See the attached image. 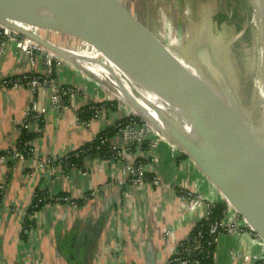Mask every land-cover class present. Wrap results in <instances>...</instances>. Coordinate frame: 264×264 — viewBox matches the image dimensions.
<instances>
[{
	"label": "crops",
	"instance_id": "0c3cea01",
	"mask_svg": "<svg viewBox=\"0 0 264 264\" xmlns=\"http://www.w3.org/2000/svg\"><path fill=\"white\" fill-rule=\"evenodd\" d=\"M34 31L60 48L105 64L74 28ZM55 58L59 83L76 90L62 109L53 107L49 91L0 88V264H147L149 250L158 264H167L202 216L198 197L206 204L229 205L194 162L165 140L137 153L153 163L160 186L127 181L123 170L129 152L121 161L88 156L76 169L63 165L61 158L111 128L119 117V102L109 87L114 76L108 69ZM44 68L41 54L34 70L13 45L7 51L0 48V80ZM109 97L113 101H107L106 116L83 126L80 112ZM34 104L42 123L30 129L35 135L30 142L33 153L25 161L13 160L11 153L19 150L20 130L27 129ZM113 141L121 143L119 138ZM185 193L193 200L182 197ZM57 197L69 198L75 206L54 201ZM231 211L233 220L246 225ZM257 254L264 255V241L256 233L249 231L243 238L224 235L214 264H250Z\"/></svg>",
	"mask_w": 264,
	"mask_h": 264
},
{
	"label": "water",
	"instance_id": "95a60500",
	"mask_svg": "<svg viewBox=\"0 0 264 264\" xmlns=\"http://www.w3.org/2000/svg\"><path fill=\"white\" fill-rule=\"evenodd\" d=\"M0 26L65 62L109 69L34 31L74 28L117 71L119 78L109 86L117 99L194 162L264 241V155L259 156L252 117L238 96L239 78L218 56L215 43L207 38L189 48L186 65L173 41L119 0H0ZM147 259L158 264L152 250Z\"/></svg>",
	"mask_w": 264,
	"mask_h": 264
},
{
	"label": "built area",
	"instance_id": "2783aa9c",
	"mask_svg": "<svg viewBox=\"0 0 264 264\" xmlns=\"http://www.w3.org/2000/svg\"><path fill=\"white\" fill-rule=\"evenodd\" d=\"M11 45L29 58L31 66L34 70H36L37 66V55H43L45 68L40 72L32 71L29 73L3 78L0 80V88L18 89L25 87L33 93L49 91L53 107L56 110L62 109L65 106L66 101L75 96L76 90L72 87L59 83L56 74L57 64L55 56L34 41L0 26L1 50L4 51ZM76 53L81 56L87 55L78 52ZM107 101L111 102L113 101V98L109 97V99L103 100L102 103H92L99 104V106H91L94 111L93 119L83 121L79 117L81 124L83 126L90 127L92 121L98 120L101 117L104 118L107 113V107L109 106ZM117 102H119V117H117L116 122L111 123V128L116 130L114 137L119 138L121 143L114 142V137L108 138L101 136L106 129L99 133L95 140H99L100 147H109V149L113 152L112 161H121L125 158L127 152L131 153V156L128 154V156H126L127 158H125L127 162L125 164V169L123 170L124 177L129 183L132 185L151 183L154 186H160L161 180L157 176L153 163H150L149 160L145 158L142 159L137 153H142L147 148L155 149L159 146L160 142L165 139L157 131H155L147 121L139 118L131 110L126 108L120 100L117 99ZM92 104H89L88 106ZM41 117V111L38 106L34 104L28 115L27 129L30 130L31 127L40 126L42 123ZM100 147L97 149L99 150ZM24 150H28V152L25 153ZM24 150H20L19 148V150L12 152L11 159L21 161L27 160L33 153V149L31 148V144L29 142L25 143ZM83 153H86V151L80 148L75 152L66 155L63 159L61 158L60 161L63 165L71 168L72 170L76 169L77 166L73 163H69L68 161L71 157L76 156L78 158ZM0 158H2V156ZM155 174L156 177L154 176ZM182 197H187L189 200L192 199V196L189 193H185ZM198 198L199 199L195 200L197 202L196 204L205 208V213L199 219L198 224L206 222V229L200 230L195 236H193L191 232L185 239L181 240L176 250L169 258L167 264H204V261L206 259H210V257L215 259L216 249L224 235H234L237 238H243V236L249 234V227L247 224L243 226L239 223V221L229 219V214L231 212L230 206V209L226 210L222 219L214 220L211 219L214 205L206 204L202 199L200 200V197ZM54 201H70L69 204L75 206V202L66 197H57ZM211 248H215V252L211 251ZM250 264H264V255H253L251 257Z\"/></svg>",
	"mask_w": 264,
	"mask_h": 264
},
{
	"label": "rangeland",
	"instance_id": "374dc122",
	"mask_svg": "<svg viewBox=\"0 0 264 264\" xmlns=\"http://www.w3.org/2000/svg\"><path fill=\"white\" fill-rule=\"evenodd\" d=\"M119 2L126 6L135 18L142 19L156 34L173 41L171 47L175 49L174 52L177 49L180 52L177 54L180 62L187 65L186 56L189 54V48L196 47L200 40L208 38L215 43L218 56L227 66L233 68L236 79L240 78V63L235 59L237 54L233 52L229 55L220 49H229L240 39H250L244 11L247 0H119ZM256 67L257 64L254 63V68ZM204 213L203 207L201 215ZM232 213L231 211L229 214L230 220L233 219ZM248 230L255 233L250 228Z\"/></svg>",
	"mask_w": 264,
	"mask_h": 264
},
{
	"label": "bare ground",
	"instance_id": "6f19581e",
	"mask_svg": "<svg viewBox=\"0 0 264 264\" xmlns=\"http://www.w3.org/2000/svg\"><path fill=\"white\" fill-rule=\"evenodd\" d=\"M247 2H248L246 4L247 6H245L244 11L246 12V16H247L246 25L250 30L249 32L250 39L249 40L240 39L235 44L231 45L229 49L228 48L224 50L220 49V51L227 52L229 55L232 54L233 52L237 54L235 59L239 60L240 63V75H239L240 90L238 92V96L240 98L243 109H246V111H248L252 117V127H253L252 130L254 135L255 146L257 148L259 156H263L264 155V0H247ZM224 47L225 46H222V48ZM254 63L257 64L256 68H254ZM104 65H106L110 69L108 70L113 74L115 78H119L117 71L113 67H111L109 63L105 62Z\"/></svg>",
	"mask_w": 264,
	"mask_h": 264
},
{
	"label": "trees",
	"instance_id": "16d2710c",
	"mask_svg": "<svg viewBox=\"0 0 264 264\" xmlns=\"http://www.w3.org/2000/svg\"><path fill=\"white\" fill-rule=\"evenodd\" d=\"M91 106H99V104H92L90 106L85 107L80 112L81 120L89 121V120L93 119L94 111L92 110ZM115 134H116V130L113 129V128H109V129L105 130L101 134V136L112 138V137L115 136ZM34 137H35V135L32 132H30L26 128L22 127L21 130H20V138H19V141H18V148H20V150H24L25 149V143L26 142L27 143L28 142L29 143L32 142ZM98 147H100V142H99V140H95V141L85 145L84 147H82V150L86 151V153L81 154L80 157H78V158L76 156L75 157H71L68 162L69 163H73L76 166H80L81 161L85 157H88V156L89 157H100V158H103V159H110V158L113 157V152L109 149L108 146H101L99 150L97 149ZM24 152L27 153L28 150H24ZM41 196L44 197V194H41ZM48 200L52 201L53 199L49 198ZM226 210H227V207H226V205L224 203H220V204L214 205L211 219H214V220L222 219L224 217V215H225ZM205 229H206V222H201L200 224H198L193 229L191 234L193 236H195L197 234V232H199L200 230H205ZM214 250H215V248H211V251L215 252ZM204 264H214V258L210 257V259H206L204 261Z\"/></svg>",
	"mask_w": 264,
	"mask_h": 264
}]
</instances>
